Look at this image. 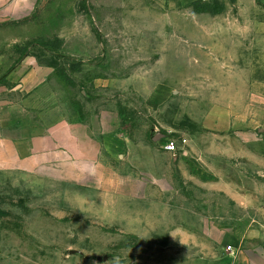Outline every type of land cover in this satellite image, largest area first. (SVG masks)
<instances>
[{
    "label": "rangeland",
    "instance_id": "1",
    "mask_svg": "<svg viewBox=\"0 0 264 264\" xmlns=\"http://www.w3.org/2000/svg\"><path fill=\"white\" fill-rule=\"evenodd\" d=\"M9 104L24 130L5 134L43 151L0 165V264H202L207 247L212 264L264 237L253 166L224 168L248 209L194 157L160 154L179 137L192 154L264 149V0L0 1Z\"/></svg>",
    "mask_w": 264,
    "mask_h": 264
},
{
    "label": "crops",
    "instance_id": "2",
    "mask_svg": "<svg viewBox=\"0 0 264 264\" xmlns=\"http://www.w3.org/2000/svg\"><path fill=\"white\" fill-rule=\"evenodd\" d=\"M5 1V0H0ZM23 111L19 104L0 105V165L1 166H17L20 170L25 169L23 167L24 160L28 158H39L41 163L42 146L36 142L37 138L34 133L32 137H14L6 135L5 129H18V132L23 131L22 122L25 121V117L22 116ZM248 119V117L246 118ZM227 128L232 126L231 115H226ZM263 135H260L262 137ZM185 138V137H184ZM183 146V151L175 153L163 151L162 155L171 154V158L177 162L182 161L186 157H194L195 161V175L203 178V174H209V170L216 172L212 189L218 194L225 192L226 195L237 202H241L245 207L250 209L252 202V192L250 187L245 184H238L227 177L224 173V168L238 167L241 164L253 166L260 176H264V149H256L254 147H246L243 149L235 148H213V149H197L192 154L189 150L185 149L187 145ZM38 144V148H37ZM73 144L68 146V152L73 151ZM160 156V157H161ZM197 159H200L201 163L198 164ZM205 163L204 165L202 164ZM18 164V165H17ZM37 164H34V168ZM179 167V166H178ZM201 172V173H200ZM223 174V175H222ZM249 178V177H248ZM260 188L264 186V181L260 179ZM261 193V192H260ZM262 194V193H261ZM259 220L264 221V197L259 198ZM264 229V227H263ZM217 249V248H215ZM215 249H210L209 252L213 254L212 264H264V237L259 233L255 235L252 233L242 234L229 250L222 251L219 256ZM206 249H200V262L203 264L204 254Z\"/></svg>",
    "mask_w": 264,
    "mask_h": 264
},
{
    "label": "built area",
    "instance_id": "3",
    "mask_svg": "<svg viewBox=\"0 0 264 264\" xmlns=\"http://www.w3.org/2000/svg\"><path fill=\"white\" fill-rule=\"evenodd\" d=\"M186 144V139L184 137H179L178 141H172V140H167L166 143L163 145L164 150L168 152H178V151H183V146ZM227 249H230V246H227Z\"/></svg>",
    "mask_w": 264,
    "mask_h": 264
}]
</instances>
